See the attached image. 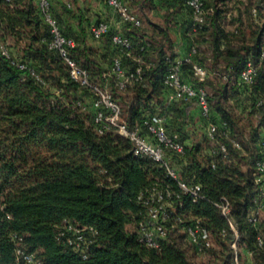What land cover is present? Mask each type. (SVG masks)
Masks as SVG:
<instances>
[{
	"label": "trees",
	"instance_id": "obj_1",
	"mask_svg": "<svg viewBox=\"0 0 264 264\" xmlns=\"http://www.w3.org/2000/svg\"><path fill=\"white\" fill-rule=\"evenodd\" d=\"M187 1L124 0L134 14L133 4L141 10L164 11L165 24L176 25L174 18L180 15L184 34L191 24ZM232 1H203L205 24L193 41L195 62L206 67L201 59L204 47V62L211 65L206 68L215 74L201 83L208 89L209 121L226 123L228 136L221 139L217 134L210 142L207 121L198 111L189 121L197 117L205 132L201 141L193 143V132L179 124L184 113H173L176 106L185 104L167 102L170 91L164 79L176 58L167 27L152 22L143 25L137 14L141 25L133 27L114 13L118 30L110 27L107 35L95 40L90 25L107 21L95 20L89 10L76 13L64 0H49L61 33L74 41L70 57L87 71L91 84L109 89L121 106V121L130 128L139 127L146 136L144 121L158 115L166 118V132L184 145L183 155L167 153L168 163L178 181L201 189L200 199L192 202L164 167L146 157H134L130 140L114 130L97 134L94 95L69 78L63 60L48 48L51 37L38 0H0V264L13 262L14 237L21 238L22 246L41 264H195L185 247L195 254L185 234L195 220L211 236L212 246L205 254L215 264L233 261L230 224L238 235L241 264H264V253L256 245L257 236L264 239V224L261 218L256 224L248 222L258 194L253 172L264 157L260 133L264 128V60L259 63L264 25L248 37L240 28L227 31L224 20ZM101 2L111 10L106 0ZM256 10L259 13V5L244 6L245 14ZM70 19H75L74 26L66 23ZM116 33L130 40V57L111 43ZM115 58L120 59L125 75L132 76L124 90L117 88L112 72ZM247 60L258 68L251 88L238 86L236 81ZM19 64L25 68L19 69ZM180 72L183 82L195 83L190 65H182ZM258 99L260 107H256ZM234 108L258 119L247 139ZM217 142L226 146L225 157L217 151ZM154 187L170 192L166 198L170 216L164 224L167 236L158 249L141 244L137 233L147 210L138 198ZM223 200L229 207L227 217L216 206ZM64 223L96 232L86 259L57 240Z\"/></svg>",
	"mask_w": 264,
	"mask_h": 264
},
{
	"label": "built area",
	"instance_id": "obj_2",
	"mask_svg": "<svg viewBox=\"0 0 264 264\" xmlns=\"http://www.w3.org/2000/svg\"><path fill=\"white\" fill-rule=\"evenodd\" d=\"M204 0H188L186 5L191 9V24L186 31L187 51L183 57L173 59L167 76L164 79L165 86L169 89L168 103L180 102L182 104H194L200 117L207 121L206 136L210 142L218 137L227 138L228 127L226 123L221 122L219 125L209 121L211 109L208 102V89L202 86L201 83L206 79L215 76L206 67H203L195 62L197 54L196 47L193 43L195 35L200 32L205 24ZM106 5L117 15L121 22L129 24L133 27L141 25L140 20L125 4L124 0H106ZM38 6L43 16L44 22L48 26L50 34V43L48 48L55 51L63 60L68 68L69 78L79 84L81 87L88 88L94 95L92 106L95 109L93 124L96 126L98 135L114 130L119 136L130 140L133 144L132 153L134 157H146L152 162L162 166L166 170V174L171 179L178 181V174L170 167L167 160V153L177 155L184 154V145L180 142L176 135H170L166 132V118L163 115L153 116L144 121L143 128L146 136L141 135L139 127H128L127 124L121 121L120 113L121 106L116 102L105 86L93 85L89 81L88 73L80 67L75 60L70 57L69 51L75 46L72 39L66 38L60 31L56 19L50 12L49 0H38ZM90 33L95 40L101 39L107 35L110 26L106 22H98L90 25ZM111 43L118 47L120 52L126 57H130L131 43L128 37L120 33L111 36ZM2 49V53L7 56L6 50ZM264 60V48L259 57V63ZM141 63L140 61H138ZM120 59L115 58L113 61L112 72L117 79V88L124 90L126 85L130 83L132 76H126L120 64ZM191 66V74L195 83L183 82L181 80V66ZM19 69H24L22 64L17 65ZM257 64L252 60H247L242 70L238 73L236 81L238 86L251 88L255 83L257 75ZM139 74V69L136 70ZM31 75L35 73L31 71ZM226 80V77H222ZM262 105V100L256 101V107ZM78 107L84 109L81 103H77ZM234 147L239 145L233 142ZM264 150V141L262 142ZM217 151L225 157L227 148L222 142H217ZM254 183L258 188V194L255 200V210L248 218V222L256 224L264 213V157L257 163L253 172ZM179 189L196 202L200 199V186H189L184 182L178 181ZM170 196V192L156 187L146 190L139 196L140 202L147 208L144 219L138 224L137 233L138 241L150 249H158L160 241L167 236L165 222L169 219L167 210L166 198ZM224 217L229 214L228 203L223 200L216 205ZM231 230L234 233V241L230 244V249L233 251V261L231 264H241L240 255L237 249L238 235L234 227L230 224ZM96 232L92 228H79L72 226L69 223H64L63 228L57 235V240L62 241L68 247L80 253L83 259L87 258V251L95 237ZM185 234L189 244L195 251L197 256H204L205 251L212 246L211 236L209 232L201 225L199 220H195L185 229ZM14 253L15 257L10 264H41L37 261L33 254L27 252L22 246V239L14 237ZM257 248L264 253V239L261 236L256 238ZM258 255V254H256ZM248 257L253 258V253L249 252Z\"/></svg>",
	"mask_w": 264,
	"mask_h": 264
},
{
	"label": "rangeland",
	"instance_id": "obj_3",
	"mask_svg": "<svg viewBox=\"0 0 264 264\" xmlns=\"http://www.w3.org/2000/svg\"><path fill=\"white\" fill-rule=\"evenodd\" d=\"M245 5H251V7H256L259 5L260 11L259 13L258 10H256V12L252 11L251 12L252 14L250 13L249 15L245 14L244 13ZM229 10H230L229 11L230 15H228L224 20V27L229 32L236 31L238 28H240L241 32H243L245 36L248 37L251 31L264 25V0H233L230 3ZM133 11L138 16L140 13V18L142 19L143 25H146L148 22L159 23V24L161 23V20H159L158 18L154 19L151 16L149 17L146 13H144L140 9V6L137 7L136 4H133ZM168 24L170 25V27L174 26V23L172 21L168 22ZM206 51L207 50H205L204 47H202L203 56L201 57V59L203 61V65L205 64L207 68H211L210 62L206 60L204 62V57H207V55H205ZM234 114L238 116V118L240 119L239 123L241 127L244 129V138L247 139L250 136L251 130L257 127L258 119L251 114L238 113L236 108H234ZM193 119H194L193 123L191 122V120L188 121L186 119H183L184 121H180L179 124L185 127L187 130L193 132V143L194 142L198 143L199 141H201V139H203L202 135L204 129L199 123V119L197 117H194ZM263 129L260 130L262 137L264 136ZM202 145L204 146V144ZM261 220L264 224V214L262 215ZM185 247H186L187 255L189 256L190 260L195 264L216 263L215 260L208 258L206 254H204V256H196L187 244H185ZM241 259H243V256H241Z\"/></svg>",
	"mask_w": 264,
	"mask_h": 264
},
{
	"label": "crops",
	"instance_id": "obj_4",
	"mask_svg": "<svg viewBox=\"0 0 264 264\" xmlns=\"http://www.w3.org/2000/svg\"><path fill=\"white\" fill-rule=\"evenodd\" d=\"M102 0H64V3L67 7L73 8L76 13L82 10H89L90 13L94 14L95 20H105L109 24L110 27H113L114 29L119 28V21L115 17V14L113 11L105 9V6L103 5ZM144 13H146L149 17L152 18H158L161 20V23H157L163 27H167L168 32L172 39V45L176 53V57H183L187 51V39L185 32V27H182V17L180 15L175 16L174 20L177 23L174 24L173 27H170L169 24H165V13L164 11H146L142 10ZM140 16V13H139ZM173 20V21H174ZM185 20V19H184ZM170 22V21H169ZM68 24H71L72 26L75 25V19L67 20ZM173 113H184L182 114V118L189 121V118L192 116H195V113H198V109L195 106H185V105H179L176 106L173 109ZM205 132V131H204ZM264 137V136H263Z\"/></svg>",
	"mask_w": 264,
	"mask_h": 264
}]
</instances>
